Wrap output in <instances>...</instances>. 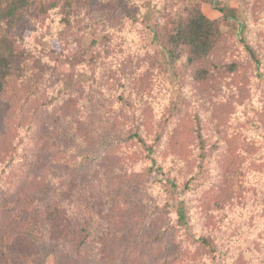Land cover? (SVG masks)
Wrapping results in <instances>:
<instances>
[{"label": "trees", "instance_id": "1", "mask_svg": "<svg viewBox=\"0 0 264 264\" xmlns=\"http://www.w3.org/2000/svg\"><path fill=\"white\" fill-rule=\"evenodd\" d=\"M131 1L0 0V264H264V0ZM105 132L167 186L94 155Z\"/></svg>", "mask_w": 264, "mask_h": 264}, {"label": "rangeland", "instance_id": "2", "mask_svg": "<svg viewBox=\"0 0 264 264\" xmlns=\"http://www.w3.org/2000/svg\"><path fill=\"white\" fill-rule=\"evenodd\" d=\"M123 2H125L122 5L123 9L126 10L127 8L131 7V5H130V2H132L131 0H123ZM195 2H196V0H190V3H195ZM219 4H222V5L226 4L228 6H231V7L235 8V7L241 6L242 0H221ZM202 7H203L204 12L210 18H218V17H220L222 15V12L220 10H218L217 6L214 5L212 2H208V3L204 2ZM56 12L57 13L53 14V17H54V21L52 22V27L53 28H51V31L48 30V33L50 32V34H51L49 40H51V44L53 45V47H56V48L58 47L57 49H62L63 45H61L59 39L57 38V36H55L56 35V31H57V28H56L57 23L56 22H58L59 18L62 16V13H60L59 11H56ZM37 25L39 26V23L37 22L36 10H35L34 7H30L27 10L26 22H25V25L23 27L25 29H27V26L35 27ZM39 27H41V26H39ZM221 29L226 30V29H228V26L224 24V25L221 26ZM42 31L45 33V30H42ZM148 31L149 30L146 31L147 33L146 32L142 33L144 35L143 38L145 39L144 43L152 45L153 44L152 43V38H151V35H148ZM25 33H27V32H25ZM102 36H103V33L99 34L97 39L101 40ZM92 40H93V37L91 35H87L85 37V39L82 41L83 42L82 43L83 47L84 48L90 47V43H91ZM28 41L29 42L31 41V36H30V38H28ZM39 44L40 43L37 42L36 39H34L33 41H31V43H29V46L36 50V46L39 45ZM73 46L77 47L76 44L73 45ZM79 76L82 79L86 78V74H83V73L80 74ZM168 77L167 78H168V81H170V84L172 86H175L176 85V81L174 79L175 76L173 75V73H169ZM173 100L176 102V104H179V105L182 103V100H183V96H182L180 90L178 88H176V87L174 88V91H173ZM108 132H105V134H103V136L101 137V139H103V141H102L101 145L96 148L97 150L96 149L94 150V148H93V150H91V152L94 155H96L98 157L103 156L105 158L114 159V163L112 165H117V169L119 167L124 172H127V175H129L130 178L133 177V179L131 181H134V180L138 181V180L142 179L143 180L142 182H144L145 184L147 183L146 184V187H147L146 188V193H147V195L148 194L153 195V193H155L157 188L167 186L165 181L160 180L161 174L158 175L156 172H153L148 177L143 175L144 174V170H145V166L141 162L137 163V169L134 172V173L140 172L141 175L139 174L140 175L139 176V175L132 174L131 170L134 168L135 165L132 163V159H133L134 155H131V154H132V152L135 149H134V146L131 144V140L127 138L126 133L122 137V134H119V132H117L118 135L115 133L117 136L113 140V136L108 135ZM117 173H119V171L115 170L114 174L112 173L111 175L112 176H116L118 178V174ZM125 179H128V176ZM171 196L173 198V200H172L173 203L178 204V194L177 193L176 194H172ZM129 215H130L129 222L131 224L132 221L134 220V215L135 214H132L131 212H129ZM229 219H234L235 221H241V219L236 218L235 215H233V214H230ZM129 222L127 223V225L129 224ZM136 223H137V220H136ZM163 239H164V241H166L165 238H163ZM167 241H171V239L168 238ZM124 243L127 244L128 242L125 241ZM172 243L173 242H170V244H172ZM158 246H160V245H158ZM163 247H165V246L162 245L160 247V249H159V247H155L154 249L157 252L159 251L158 252V258H159V260L162 263H169L170 264L174 258H177L176 257V253L174 252V249H168V248H163ZM141 248L142 247L140 245H138V246L135 245L134 246V250L136 252H138V251L140 252ZM197 261H201L198 264H218L217 261H213V260H211L209 258H206V257H204L203 260H195V262H197ZM56 263L57 262H56L55 258L52 255H50L46 259V262H44L43 264H56Z\"/></svg>", "mask_w": 264, "mask_h": 264}]
</instances>
